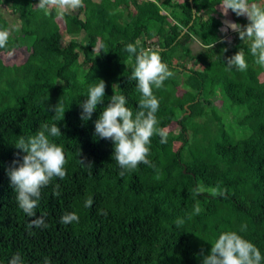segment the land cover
Returning <instances> with one entry per match:
<instances>
[{
	"label": "trees",
	"instance_id": "1",
	"mask_svg": "<svg viewBox=\"0 0 264 264\" xmlns=\"http://www.w3.org/2000/svg\"><path fill=\"white\" fill-rule=\"evenodd\" d=\"M38 2L0 0V29L11 31L0 48V264L16 253L25 264L46 257L51 264H202L224 231H237L264 256V67L254 63L250 42L227 30L229 21L246 25L247 18L224 15L221 0H83L64 15ZM3 11L16 15L17 28H8ZM192 39L200 44L195 52ZM129 43L157 50L173 75L153 88L167 143L154 135L152 166L121 176L113 142L95 135V121L113 94L137 111ZM240 48L245 71L227 65ZM190 59L195 68L186 66ZM101 79L105 99L83 121L80 104ZM222 96L223 113L234 128L248 127L246 136L223 128L213 104ZM57 103L64 114L51 110ZM44 123H57L63 134L51 139L63 146L66 175L41 190L35 211L47 227L29 228L33 218L19 208L8 170L25 155L15 147L19 138ZM66 212L79 222L61 223Z\"/></svg>",
	"mask_w": 264,
	"mask_h": 264
},
{
	"label": "clouds",
	"instance_id": "2",
	"mask_svg": "<svg viewBox=\"0 0 264 264\" xmlns=\"http://www.w3.org/2000/svg\"><path fill=\"white\" fill-rule=\"evenodd\" d=\"M83 6V0H39L36 5L45 12L56 8L60 15L74 12ZM219 6L224 15L231 10L237 17L247 18L246 25L229 21L227 30L238 33L241 41H249L248 51L254 58V63L264 67V0H221ZM10 35L9 29H0V48L6 47ZM125 50L129 54V60L135 57V67L130 79L136 81L137 90L141 93L137 111L133 113L132 109L127 107L128 101L123 94H113L110 102L95 121V135L113 142V156L121 169L119 173L121 176L126 171L135 170L141 163L152 166L148 157L151 138L154 135L161 138V144L167 143V131L158 127L156 114L159 110V99L154 94L153 88L163 87V82L173 75L157 50L143 47L138 49L133 43L127 44ZM227 65L239 71L247 70L249 64L244 49L240 48L228 58ZM105 90L106 83L102 79L89 87L87 98L80 104L81 120L91 119L97 106L105 99ZM51 110L63 114L65 112L59 103L52 106ZM61 135L63 134L57 123L51 125L44 123L35 135L27 139L20 137L15 146L25 155L22 161H13L14 166L9 168L8 176L10 186L16 193L19 208L28 217L33 218L28 225L29 228L47 227L44 216H37L35 211L41 190L49 186L54 177L63 179L66 175L67 159L63 146L51 139ZM54 194H60L59 184L55 185ZM212 194L224 195V192L212 189ZM92 204L91 198L85 201V207L90 208ZM199 210L197 207L196 211ZM60 222L78 223L79 216L75 212H66L61 216ZM243 230L242 227L241 231ZM262 261L264 256L255 244L237 231H224L211 245L208 254L203 256L202 264H262ZM8 264H25V261L20 253H16ZM44 264H51L49 258L44 259Z\"/></svg>",
	"mask_w": 264,
	"mask_h": 264
},
{
	"label": "rangeland",
	"instance_id": "3",
	"mask_svg": "<svg viewBox=\"0 0 264 264\" xmlns=\"http://www.w3.org/2000/svg\"><path fill=\"white\" fill-rule=\"evenodd\" d=\"M93 1H98V0H93ZM77 12H78V9L76 11H74V12H71L70 14H74V13H77ZM161 12H162V14L166 13L165 11H161ZM3 17L8 21V24H9L8 28L13 29V28H17L18 27V21L16 19V15H14L11 11H3ZM101 36L103 38H105L106 37L105 32L101 33ZM83 39L84 38L82 37V35L78 34V40L77 41L82 40V44H84V40ZM63 40L67 41V40H69V37L64 35ZM189 45H190V49L193 52L197 51L200 48V44L194 39H192L190 41ZM95 50H97V48ZM79 52H81L80 49H79ZM186 66L187 67L189 66L191 68H195L196 64L194 63L193 59H190L187 62ZM226 103L227 102H226V100H225V98L223 96H222V98L217 97V99H214V101H213V104L216 106V108H218V112H219V114H220V116H221V118H222V120H223V122L225 124V125H223V128L226 131H228V130L231 131V129H233L232 133H231L232 138H234L235 135H238L240 137L246 136L248 133H250L248 127L245 126V128H243V127L234 128V126H233L234 123L231 121V117L232 116L230 114H227V113L224 114L223 113L224 112L223 104H226ZM205 120H206L205 117L204 118H195L194 119L195 122H200V123L204 122ZM189 138H190V136H189Z\"/></svg>",
	"mask_w": 264,
	"mask_h": 264
}]
</instances>
